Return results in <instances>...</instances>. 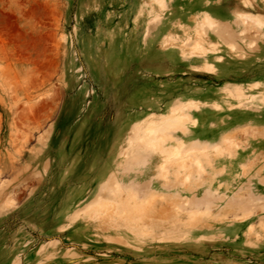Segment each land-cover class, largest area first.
I'll list each match as a JSON object with an SVG mask.
<instances>
[{"label": "rangeland", "instance_id": "374dc122", "mask_svg": "<svg viewBox=\"0 0 264 264\" xmlns=\"http://www.w3.org/2000/svg\"><path fill=\"white\" fill-rule=\"evenodd\" d=\"M0 264H264V0H0Z\"/></svg>", "mask_w": 264, "mask_h": 264}, {"label": "bare ground", "instance_id": "6f19581e", "mask_svg": "<svg viewBox=\"0 0 264 264\" xmlns=\"http://www.w3.org/2000/svg\"><path fill=\"white\" fill-rule=\"evenodd\" d=\"M251 15L245 14L243 16V19H247V18L250 19ZM254 20H258V19H255L254 18ZM181 115L182 114L176 113L175 110L172 109V110L168 111L165 115L161 116V122H158L157 121L158 122L157 124H156L155 118L152 117L149 120L150 121L149 122L150 123V126H148V128H149L148 130H150L149 134L145 138L143 136H140V137H143L144 139H141L139 142L144 143L147 146L156 147L155 145L160 144L164 140V138L166 136L165 130H169L170 127H173V126L174 127L171 128V129L175 130L174 128H175L176 125H179L180 126V124H178V122H181L180 120L183 119V116H181ZM175 123H176V125H175ZM167 128H169V129H167ZM145 134H146V132H145ZM145 134H143V135H145ZM172 151L173 150H171V152ZM179 151H181V150H180L179 147H177V148H174V152L173 153H177L178 154ZM181 152H183V151H181ZM178 155L180 156V154H178ZM106 203L107 202H103V204H101L100 206H104V204H106ZM106 206H109V205H106ZM106 206H105V209H107ZM138 206H139V204H138ZM135 207L138 208L136 205L133 208H135ZM101 208L104 209V207H101Z\"/></svg>", "mask_w": 264, "mask_h": 264}, {"label": "crops", "instance_id": "0c3cea01", "mask_svg": "<svg viewBox=\"0 0 264 264\" xmlns=\"http://www.w3.org/2000/svg\"><path fill=\"white\" fill-rule=\"evenodd\" d=\"M188 136H190L189 138H192V139H194L195 137H196V134H195V132L193 131L192 133H188ZM258 147V146H257ZM262 147V146H261ZM259 149H261V148H259Z\"/></svg>", "mask_w": 264, "mask_h": 264}]
</instances>
